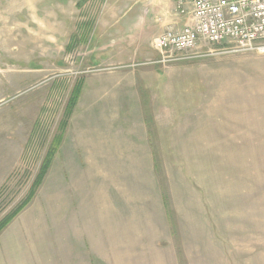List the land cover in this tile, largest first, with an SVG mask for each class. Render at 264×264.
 <instances>
[{
  "label": "rangeland",
  "instance_id": "obj_1",
  "mask_svg": "<svg viewBox=\"0 0 264 264\" xmlns=\"http://www.w3.org/2000/svg\"><path fill=\"white\" fill-rule=\"evenodd\" d=\"M160 1L0 0V219L81 83L43 182L0 234L55 232L32 219L100 203L112 175L129 203H165L189 263L264 264V53L167 59L152 43Z\"/></svg>",
  "mask_w": 264,
  "mask_h": 264
},
{
  "label": "crops",
  "instance_id": "obj_2",
  "mask_svg": "<svg viewBox=\"0 0 264 264\" xmlns=\"http://www.w3.org/2000/svg\"><path fill=\"white\" fill-rule=\"evenodd\" d=\"M157 4V32L168 26L180 29L187 21L174 0ZM109 179L112 182L102 189L100 203H81L72 214H64V203H58L57 216L32 219L34 224L56 223L55 232L24 231L28 221L20 222L24 227L18 230L2 232L0 264H191L185 250L177 246L165 203H129V191L124 192L121 180L112 175ZM113 187L117 195L111 192Z\"/></svg>",
  "mask_w": 264,
  "mask_h": 264
},
{
  "label": "built area",
  "instance_id": "obj_3",
  "mask_svg": "<svg viewBox=\"0 0 264 264\" xmlns=\"http://www.w3.org/2000/svg\"><path fill=\"white\" fill-rule=\"evenodd\" d=\"M174 1L187 21L180 29L164 28L152 40L153 47L166 53L167 59L171 60L173 53L207 52L211 46L264 53V0Z\"/></svg>",
  "mask_w": 264,
  "mask_h": 264
},
{
  "label": "trees",
  "instance_id": "obj_4",
  "mask_svg": "<svg viewBox=\"0 0 264 264\" xmlns=\"http://www.w3.org/2000/svg\"><path fill=\"white\" fill-rule=\"evenodd\" d=\"M86 27H84V31L87 29H85ZM81 39L83 38V42L85 41V37L86 35H80ZM80 39V40H81ZM71 47H74V45L71 44ZM70 48V45L69 47ZM81 83H76L74 85V87L71 90V94L70 97L68 99V102L66 104L65 110H64V117L62 119V121L59 124V129L57 134L54 136V138L52 139L48 150L40 164V167L36 173V175L34 176V179L31 183V186L29 188V191L26 195V197L24 198V200H22L20 203H18V205L16 207H14L10 212H8L2 219H0V232L8 225V223L33 199V197L35 196V193L37 191V189L39 188V186L41 185V183L43 182L50 166L52 163V160L55 156V153L58 150V147L63 139V133L65 131V128L67 126V119H69V115L72 113L77 99L79 97L80 94V90H81Z\"/></svg>",
  "mask_w": 264,
  "mask_h": 264
}]
</instances>
